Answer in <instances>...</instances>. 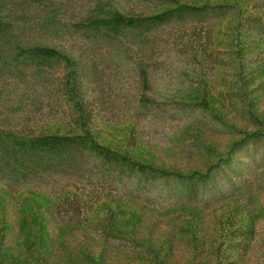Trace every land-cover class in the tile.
Segmentation results:
<instances>
[{
    "label": "rangeland",
    "instance_id": "obj_1",
    "mask_svg": "<svg viewBox=\"0 0 264 264\" xmlns=\"http://www.w3.org/2000/svg\"><path fill=\"white\" fill-rule=\"evenodd\" d=\"M54 1L56 6L63 3L73 7H68L71 9L68 18L76 23L96 4L95 0ZM103 1L107 0L99 2ZM218 1L221 0H214ZM248 3L252 14H264V0ZM134 5L127 1L114 4L123 10L144 9L141 3ZM233 24L232 16L216 23L217 42L224 41L223 33ZM168 34L157 35L158 47L151 46L141 56H131L127 64L117 61L114 50L100 47L93 52L78 35L65 37L63 42L84 66L93 67L88 71L92 77L86 79L89 97L95 103L93 114L104 116L108 124L107 127L96 124L101 128V143L125 152L128 132L133 126V137L137 140L132 144L139 145L129 153L134 159L180 174L192 170L204 172L205 155L186 153L185 144H180L186 141V131L192 129L186 123L209 122L204 135L207 139L202 143L213 152L208 155L210 164L227 154L229 142L237 140L240 133L255 128L243 118L241 106L224 103L219 97L223 80L217 69L211 73L207 68L205 77L209 81L211 76L213 111L234 129L231 133L210 123L201 113L192 116L172 110L173 102L187 101L179 98V92L185 91L190 80L180 74L185 66L175 57L173 40ZM259 43L264 47V39H256L255 45H250L256 55L260 53L254 50ZM218 49L223 51L222 47ZM12 65L17 70L14 62ZM139 66L148 69L150 81L154 80L146 96H140ZM50 71V82L44 81L47 77L19 81L18 71L3 74L6 80L0 94L1 130L20 137L67 118L57 98L58 87L51 83L60 78L63 70ZM255 83L250 99L254 113L264 125V70ZM230 160V168L216 176L217 189L210 186L205 195L196 192L190 204L183 196L176 199L169 195L159 181L141 179L139 187L128 181L120 186L84 173H40L20 182L0 172V264H143L140 251L144 245L169 248L166 264H264V141L235 151ZM224 175L231 177L232 184L227 188ZM248 186L252 198L249 207L236 200L241 198L239 195L246 196L247 190L242 188ZM223 193L225 199L220 198ZM234 209L243 212L242 223L236 227L249 229L251 236L247 249L228 253V241L222 240L221 226L232 217ZM111 217L114 228L106 234L103 225ZM236 241L238 244L243 239Z\"/></svg>",
    "mask_w": 264,
    "mask_h": 264
},
{
    "label": "trees",
    "instance_id": "obj_2",
    "mask_svg": "<svg viewBox=\"0 0 264 264\" xmlns=\"http://www.w3.org/2000/svg\"><path fill=\"white\" fill-rule=\"evenodd\" d=\"M99 1L102 0H95L94 7L79 19L80 23H76L68 18L73 7L63 3L56 6L54 0H0V94L3 81L6 80L3 74L18 71L20 75H15L20 77L19 81L43 80L47 77L44 81L50 82V69L61 68L60 78L56 77L51 83L58 87L57 98L67 117L57 124L43 127L37 133L20 137L0 129V172L10 179H20V182L40 173H84L94 175L100 181H112L113 185L119 183L120 186L128 181L139 187L141 179L159 181L169 195L176 199L183 196L189 203L196 192L205 195L210 186H216L214 183L218 173L230 168V158L235 151L248 144L253 146L264 141V125L254 113L250 99L255 80L264 70L263 44L259 43L254 49L260 51L258 55L251 48L256 39H264V14H252L249 0ZM119 1H127L134 6L141 3L144 9L123 10L114 6ZM253 10L257 11V7H253ZM227 16L234 18V24L223 33L224 41L217 42L214 37L215 25ZM167 33L173 40L175 57L185 66L180 74L190 80L185 91L179 92V98L181 96L187 101H168L174 104L170 106L172 110L192 116L201 113L210 123L231 133L234 129L213 111L211 76L209 81L205 77L207 68H210L211 73L217 69L223 80L219 97L224 103L241 106L243 118L255 128L240 135L238 133L240 137L229 142L227 154L210 164L207 162L211 158L208 155L213 152L202 143L206 142L207 137L204 135L209 130V122L186 123V127L192 129L186 131V141L180 144H185L186 153L205 155L204 167L207 170L204 172L192 170L180 174L134 159L129 153L137 150L139 145L132 144L137 140L133 137V126L128 132L125 152H118L101 143V128L96 124L100 123L102 127L108 124L104 116L93 114L95 103L89 97L90 87L86 82L92 77L88 71L93 67L84 66L81 59L74 57L72 48L65 47L63 42L65 37L78 35L79 39L93 48V52L100 47L106 51L114 50L117 53L116 60L127 64L131 56H141L151 46L158 47L160 42L157 43L156 36ZM12 62L16 64L17 70L13 68ZM28 70L32 73L25 75L24 72ZM138 71L140 96H146V91H151L154 86V80L150 81L148 69L143 70L139 66ZM87 168H92L96 173H89ZM223 180L225 188L231 186L229 175H224ZM242 189L247 190L244 198L239 195L244 201L238 197L236 200L249 207L252 201L250 186ZM226 197L223 193L220 198ZM240 209H234L232 217L221 226L222 240L228 241V253L233 249L242 251L239 248H248L251 231L236 227L242 223L240 218L243 212ZM104 224V230L109 234L114 228V218H108ZM239 238L243 241L237 244ZM143 247L144 250L140 251L143 264H166L169 248Z\"/></svg>",
    "mask_w": 264,
    "mask_h": 264
}]
</instances>
